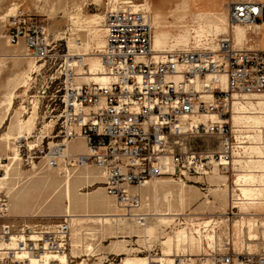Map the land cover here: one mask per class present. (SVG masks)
Here are the masks:
<instances>
[{
	"label": "built area",
	"instance_id": "2783aa9c",
	"mask_svg": "<svg viewBox=\"0 0 264 264\" xmlns=\"http://www.w3.org/2000/svg\"><path fill=\"white\" fill-rule=\"evenodd\" d=\"M263 9L261 0H229L228 18L231 24L263 23ZM0 19V38L8 37L12 45L23 40L27 56L43 59L52 67L59 43L48 33L44 19L21 8ZM103 24L105 44L99 54L108 81L81 85L70 81L62 86L55 75L50 77L56 91L52 111L62 107L56 122L58 131L46 145L52 154L47 159L50 164L57 165L65 140L82 138L88 151L68 158V163L98 168L106 192L129 214L141 208L140 190L149 180L170 175L164 167L167 160L173 161L183 178L187 174L207 175L215 166L225 173L234 170V155L243 148L230 121L232 97L235 93L264 92V48L237 45L233 35L226 33L215 47L205 44L155 50L151 11L143 6L135 8L131 2L110 7ZM208 74L212 79L206 81ZM202 114L218 118L192 121L193 116ZM210 137L215 141L204 143ZM16 142L26 160L46 155L42 143L41 147L29 144L26 137ZM7 160L0 158V177ZM9 213L10 198L0 191V243L20 230L24 234L14 248L0 246V264H47L46 252L70 251L72 225L68 216L53 227L38 228L32 238L28 225L16 231V224L8 220ZM144 215L140 217L144 219ZM19 252H26V256L18 257ZM29 254L35 255L36 262H31ZM195 258L196 264H264V249L211 250ZM175 264L191 263L178 256Z\"/></svg>",
	"mask_w": 264,
	"mask_h": 264
},
{
	"label": "bare ground",
	"instance_id": "6f19581e",
	"mask_svg": "<svg viewBox=\"0 0 264 264\" xmlns=\"http://www.w3.org/2000/svg\"><path fill=\"white\" fill-rule=\"evenodd\" d=\"M110 1L113 6L121 2H131L135 8L143 6L149 10L152 9L148 0L142 3H136L133 0ZM188 6L189 0H181L175 6H171V12L187 10ZM18 9L14 2L8 7L5 15L0 16L3 18L6 15L14 14ZM225 9H227L226 6ZM222 10V13H219L216 18L210 19L204 18L205 13L200 11L197 23L185 24L182 22L178 26L180 27L179 31L172 33L170 31L172 26L168 25L165 19L166 13L162 9H156L153 15L155 27L154 49L163 51L205 44H211L212 47H215L217 39L222 33H231L237 45L248 43V46L253 48L255 46L253 40L255 36L261 34L259 28L264 25V22L258 24H231L228 11ZM80 15H83V13ZM184 17V14L179 16L182 20H184ZM74 20L75 22L81 21V17L77 16ZM103 21L104 15L96 13L84 25L86 32H77V38L74 36L73 31L70 33L68 39L70 52L66 63L68 66L77 67L78 72L72 78L73 84L81 85L80 81L77 80L83 74H86L84 78L90 81L101 84L108 81V75L105 72V65L101 56L98 51H94V48L100 50L105 44L104 24L100 27ZM79 27L77 26L78 29ZM192 32L195 33V41L197 42L190 46ZM58 35H62V33ZM23 51L22 46L19 49L16 48L15 51L0 46V66L9 58L15 59L11 67L14 73L7 79L5 90L0 98V158L2 155L9 158V162L4 164V172L0 177V191L6 189L7 193L13 194V202H10L12 213H9V216H24L22 212L29 209L36 212L33 213V216H37L43 208L50 210L58 205L60 211H63L62 215L68 216L72 225L70 252L53 254L46 252L45 260L47 264H71L72 257L79 258L75 264H91L88 262L89 256L95 255H98L97 257L100 259L98 264H101L107 256L102 255L105 247L101 246V243L97 244L95 242L99 233H101L102 238L105 237V234H109L112 239L114 238L109 248L106 249L121 258L119 264H175L178 256L185 263L189 260L191 264H196L195 256L208 254L211 250L223 251L229 248L228 245H231V249L235 252L244 250L249 252L259 251V246L262 244L260 232L264 235V229L261 230V226H264V220L259 218L264 214V150L257 139L264 140V92L235 93L232 97L233 115L231 114V122L234 126L236 138L243 148L242 151H237L234 155L233 165L236 176L233 187L230 186L231 195L236 196L232 197L231 203H233V208H238V218L233 219L225 215L227 213L224 209L228 202L227 180L226 175H223V171L217 166L208 172L210 192L205 191L203 193L205 197L203 201L204 204H209L212 208H218L221 212L214 217L211 216L202 220L198 217L197 212L187 213L186 207L193 201L192 190L199 187L188 184L183 177L175 176L179 173L172 160H167L164 165L170 175H163L149 180L144 192L146 204L144 203L143 206L142 203L139 210L129 214L114 200L115 198L113 199L105 194L104 185H98L90 196L89 191H82V182H88L90 178L97 177L99 178L97 182H102V179H100L102 178L101 172L98 175L93 167L91 169L93 165L75 167L74 169L78 170L77 173H72V169L69 167L68 158L88 151L82 138L65 140V146L60 149L56 157L57 165H52L50 160H47V174L41 176L26 190L16 191L18 186L14 179L22 174L20 162L22 157H20L16 140L21 137L28 139L32 137L40 108L38 101L35 99L29 115L22 117V109L26 110V107L22 105L23 103L18 107L16 106V97L19 96V91L29 85V79L32 77L33 72L42 65L40 63L41 59L26 56L27 53ZM23 58H27L25 66H23L22 61H18ZM83 65L88 66L86 71H84ZM211 79L212 75L208 74L206 81ZM223 81H225V77H223ZM234 102L237 104L235 111ZM209 118L215 119L218 117L215 114H202L193 116L192 121H207ZM7 120H10L11 123L8 126L9 129L4 131L2 128ZM239 123H243L242 126ZM53 126L54 120L51 119L45 123V131ZM46 136L48 135L46 134L43 137ZM29 144L32 143L29 141ZM71 150L76 152L72 153ZM51 155L47 154L46 158L49 159ZM240 164L241 169H238ZM36 166V163H34L33 169L35 170L30 173L29 178L36 175L38 168ZM59 173H64L63 179L60 180L63 182V189L60 186L61 182H58ZM150 200H152L153 206L150 205ZM149 205L152 207L150 212L148 211L150 209ZM90 208H92V211ZM140 214L147 215H144L145 218L143 219ZM182 215L185 221L181 225ZM197 218L199 219L197 220ZM91 222L99 223V227L88 226L87 223ZM170 226L171 230L167 231V227ZM35 227L28 224V228H30L29 235L32 238L36 237L37 229ZM20 236H24L21 230L14 233L12 238L2 241L0 246L2 248H14ZM84 236L89 239L84 240ZM134 237H138L136 241L142 243V245L144 244L150 250H152L153 244L158 242L160 252L141 254L142 250L134 247ZM25 256L26 252L18 253L20 258ZM27 257L31 262H36L35 255L29 254Z\"/></svg>",
	"mask_w": 264,
	"mask_h": 264
},
{
	"label": "rangeland",
	"instance_id": "374dc122",
	"mask_svg": "<svg viewBox=\"0 0 264 264\" xmlns=\"http://www.w3.org/2000/svg\"><path fill=\"white\" fill-rule=\"evenodd\" d=\"M133 1L136 3L145 2V0H133ZM148 1H150V3H151L152 9L150 11L152 13V16L154 15V11L156 9H162L164 11V13H166L165 19L167 21V24L168 25L170 24L172 26V27H170L171 28L170 31L172 33H177L180 29V27H178V26H180V24H182V22L185 24L197 23V21H198L197 17H198V13L200 11L205 13L204 18H206V19L216 18V16H218L219 13H222L221 12L222 9H223L222 11H226V10L228 11V1L229 0H189L188 9L184 10V11L180 10L179 12H171V6H175L176 3L180 2L181 0H148ZM261 1L264 3V0H261ZM14 2L18 6V8H21L22 10L34 15L37 18L44 19L46 22L47 30H48L50 36L52 38H54V40L57 43H59V50L57 52L58 57L55 60H53L52 67L48 68V63L46 61H44L43 59H41L40 63H42V65L38 68V70L33 72L31 80H29V85L26 87H23L18 93L19 96L16 97V106L18 107L23 103L22 105H24L26 107L25 108L26 110L22 109V117L28 116L29 112L31 111V109L33 107L35 99H36V101H38L39 107H40L39 113H38L39 116L37 118L36 128L33 130L32 137L29 138V141L31 143H34V142L38 143L40 147L42 146L41 145V143H42L43 145H45L46 155L47 154L50 155L51 154L50 150H48L46 147L47 141L52 140V136L55 133H57V131H58V124H56V122H57V119H58L59 114H60L61 109H62V107L60 106L58 109L56 108L54 111H52L53 108L56 106V103L54 102V99H53L56 91H55L54 84L51 85V83H50V77L52 75L53 76L55 75L58 78L57 80H60V85H62V86L65 83L72 81L73 76L76 75V73L78 71H77V67L68 66L66 63V60L68 58L67 55L70 52L69 46H68V39L70 37V33L73 31L74 36L77 38L78 37L77 32H86V28L84 25L87 24L88 19L96 13H101L102 15H105L106 11L111 6H113V4L111 5L112 2L110 0H0V15H3L4 13H6V11L8 10V7L10 5H12ZM225 6L227 9H225ZM79 12H81V13H79ZM82 13H83V15H80ZM75 14H77V15H75ZM84 14L87 16H85ZM181 14H184V16H185L184 20L179 18V16ZM72 15H74L73 18H72ZM77 16L81 17V21L75 22L74 19H76ZM102 25H103V22L101 23L100 27ZM77 26H80L79 27L80 30L77 28ZM1 30H2V27L0 24V32H1ZM77 30H79V31H77ZM259 30L261 31V34L255 36V38L253 40L255 46L253 48H255V47L264 48V25H262L259 28ZM60 33H62V35H58ZM223 34H226V33H222V34H220V36ZM62 36H65V37L62 39L61 38ZM196 42L197 41H195V33L192 32L190 35L189 45L191 46V45L195 44ZM0 46H2L3 48H6L8 50H11V51H15L16 48L19 49L22 46L24 48L23 52H25V53L27 52V49L23 43V40H21L19 45H12V44H10L8 37H1L0 38ZM96 49L94 48V51L99 52V50H96ZM14 61H15V59L9 58V59L5 60V62H4L5 65L3 64L2 66H0V69L2 68L0 70V98L2 97L3 91L5 90V83H6L7 79L9 77H11L14 73L13 68H11ZM18 61H20V62L22 61L23 62L22 64H24L23 66H25L27 58L19 59ZM83 66H84V71H86L88 66H85V65H83ZM84 75H86V74L80 75L79 76L80 78H78V80H77V81H80V84H86V83L92 82V81L84 78ZM25 89H26V92H25ZM62 92H63V90H62ZM57 102L59 104L61 101L59 99H57ZM236 107H237V104L234 102V111L236 110ZM232 115H233V110H232ZM51 119L54 120V126L50 127L48 131H45L46 129H45L44 125L46 122L50 121ZM230 121H232V116H231ZM10 123H11V121L7 120L6 123L4 124V127L2 128V130H4V131L8 130L9 129L8 126L10 125ZM239 124L242 126L243 123L242 124L239 123ZM263 133H264V131H263ZM46 134L48 136L43 137ZM37 138H39V139H37ZM36 140L39 142H37ZM74 140H76V139H74ZM203 141H204V143H206L208 141L214 142L215 138L210 137V138L205 139ZM257 141H259V144H261V146L263 147V150H264V140L257 139ZM83 142H84V140H83ZM84 145H85V142H84ZM25 152H27L26 149H25ZM71 152L75 153L76 151L71 150ZM46 155L42 154L41 157L36 158L34 160H30L28 158H27L28 160H26V156L24 155L20 159L22 174L20 177L18 176L16 179H14V182L16 181L17 186H18L16 191L26 190L35 181L39 180L41 176H44L47 174V168H46L47 167V158H46ZM2 156L6 157V155H2ZM44 160H46V161H44ZM7 162H9V160H7ZM34 163H36V165L38 166V168L36 170V175L33 178H29L30 177L29 175H31L30 173L33 172V170H35V169H33ZM238 166H239L238 169H241L240 168L241 164ZM69 167L72 169V173H75V172L77 173L78 170H76L74 168L78 167V166H71L69 164ZM92 167L97 172V174L99 175L100 174L99 169L95 168V166H91V169H92ZM235 172H236L235 169L226 173V174H225V172H223V173L221 172L223 175H226L227 187H228V189H227L228 202L226 203L225 209H224V211H226L227 214H225V215L230 217V218H233V219L239 217L238 213H237L238 208H233L232 207L233 203H231V199L235 195H231L230 186L233 187V181H235V176H236ZM63 174L64 173L58 174V179H59L58 182H61L60 180L63 179ZM207 176H208V174L207 175L187 174L186 177H184V180L188 184H193V185H196L199 187V188L192 190L193 193L192 192L191 193L193 196V201L194 200L195 201L194 202L192 201L187 205L186 212L187 213L197 212L198 217L201 220L209 218L211 216L214 217V216H216V214L221 212L218 208H212L209 204H204L203 200L205 197H204L203 193L205 191L210 192L209 187H208L210 183H209ZM177 177H179V175ZM98 179L99 178H97V177L96 178H90V181L82 182V186H81V187H83L82 191H84V192L89 191L90 192L89 196L92 195L94 193V192L92 193V191H94L98 187V185H104L102 182H97ZM100 179H102V178H100ZM147 185L148 184H146V186L141 188V194H142V198H143V206H144V203L146 204V201L144 199V192L146 190ZM60 186L62 187L61 189H63V182H61ZM1 191L6 193L9 196L10 202H13V194L7 193L6 189H2ZM195 191H196V193H195ZM104 192L106 195H108L109 197L114 199V197L109 195L105 189H104ZM196 195H197V198H196ZM211 195H212V193H211ZM229 200H230L231 204L229 203ZM151 201L152 200H150V202ZM151 204L153 206L152 202L150 203V205ZM150 205H149L150 209L148 210L149 212H150V210H152V207ZM11 208L12 207L10 205V214L12 213ZM90 210L92 211V208H90ZM33 213H36V212H33L29 209L28 211L22 212V214H24V216H11L10 218H8V220H11L16 224V231H18L19 228H21L22 226L28 225V224H32V225L36 226L35 229L42 228L44 226L45 227H53L56 223H59L63 219V215H62L63 211L62 212L60 211L59 205L56 208H51L50 210L43 208V210L38 212L37 216H33ZM58 214H59V216H58ZM181 217H182V219H181L180 224L182 225L183 222L185 221V219L183 218L184 217L183 215ZM199 218H197V220ZM259 218L264 220V214L261 215ZM177 221H179V220H177ZM87 225L99 227V223H96V222L87 223ZM263 229H264V226L262 225L261 230H263ZM170 230H171V226L167 227V231H170ZM260 236H261L262 244H260V246H259V251H262L264 249V235H263V233L260 232ZM88 239L89 238L87 236L86 237L84 236V240H88ZM113 239L111 237H109V234H107V235L105 234L104 238L101 237V233H99L97 235L95 242L97 244L101 243V246L105 247L104 253L102 255L107 256L103 259V262L101 264H119L120 263L121 258L119 256H117L114 252L110 251L109 249H106V248H109L110 243L112 242ZM133 239H134V241H133L134 247L140 248L142 250L141 254H143V255L149 254V253L160 252V245L158 242L154 243L153 246L151 247L152 250H150L144 244L142 245V243H139L138 241H136L138 239V237H134ZM228 246L231 249V245H228ZM225 250L227 251V248ZM225 250H223V251L219 250V251L220 252H226ZM97 256L96 255L95 256H89L90 259L88 260V262L91 264H98L100 259ZM84 257H87V256H84ZM78 259L79 258L72 257L73 261L71 262V264H75Z\"/></svg>",
	"mask_w": 264,
	"mask_h": 264
},
{
	"label": "crops",
	"instance_id": "0c3cea01",
	"mask_svg": "<svg viewBox=\"0 0 264 264\" xmlns=\"http://www.w3.org/2000/svg\"><path fill=\"white\" fill-rule=\"evenodd\" d=\"M263 22H264V9H263Z\"/></svg>",
	"mask_w": 264,
	"mask_h": 264
}]
</instances>
